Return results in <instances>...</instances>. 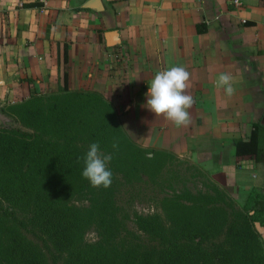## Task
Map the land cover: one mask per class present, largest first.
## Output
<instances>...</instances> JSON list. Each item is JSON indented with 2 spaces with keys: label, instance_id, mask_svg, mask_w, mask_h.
<instances>
[{
  "label": "crops",
  "instance_id": "1",
  "mask_svg": "<svg viewBox=\"0 0 264 264\" xmlns=\"http://www.w3.org/2000/svg\"><path fill=\"white\" fill-rule=\"evenodd\" d=\"M90 3L0 0V103L57 94L66 75L70 91L109 99L139 147L187 156L234 189L264 190V0ZM174 66L190 73L194 99L181 127L147 107L155 74ZM221 73L232 76L231 97L216 86ZM256 125L259 157L237 156L235 142Z\"/></svg>",
  "mask_w": 264,
  "mask_h": 264
},
{
  "label": "trees",
  "instance_id": "2",
  "mask_svg": "<svg viewBox=\"0 0 264 264\" xmlns=\"http://www.w3.org/2000/svg\"><path fill=\"white\" fill-rule=\"evenodd\" d=\"M114 110L96 92L70 91L66 75L57 95L6 107L23 130L0 128V264H264L253 215L226 204L217 186L173 189L151 213L118 207L122 187L178 185L177 171H163L179 161L133 143ZM258 129L235 142L237 156L259 157ZM92 143L112 155L108 188L82 177Z\"/></svg>",
  "mask_w": 264,
  "mask_h": 264
},
{
  "label": "rangeland",
  "instance_id": "3",
  "mask_svg": "<svg viewBox=\"0 0 264 264\" xmlns=\"http://www.w3.org/2000/svg\"><path fill=\"white\" fill-rule=\"evenodd\" d=\"M57 94H42V96L49 97ZM106 100L114 108L113 103L109 99ZM18 102L19 101H16L15 103ZM10 104L12 103H0V128H19L23 130L16 119L8 115L6 107ZM114 113L115 117L119 121V115L116 109L114 110ZM173 155L178 159V165L171 168L166 167L163 173L166 174L167 169L171 171H177L178 175L175 179V182L177 184L179 183L178 185L169 183V185L171 186L169 188L166 187L167 185L159 187L157 185H152L151 183L141 182L138 183V185L135 187H122L118 192L116 198L118 207L125 209L129 213H132V211L135 210L143 214L151 213L155 211L156 207L159 205V201L162 196H164V194L168 192H172L173 189H175L176 192L188 190V192H190L191 194H197L198 192L208 194L212 193V186H217L221 194H223L226 200V204L231 205L237 211L246 210L249 211L250 215H253L254 226L256 228V231L259 233L260 239L264 245V220L262 219V217H264V190L246 192L240 189H234L230 185L222 184L213 179L207 170L197 165L187 156H178L175 154ZM168 177L173 178L174 176L169 173L166 178ZM260 217L261 220H259ZM131 226L132 224L128 225L129 228H131ZM95 237L96 232L90 230V232L87 234V239L93 240Z\"/></svg>",
  "mask_w": 264,
  "mask_h": 264
},
{
  "label": "clouds",
  "instance_id": "4",
  "mask_svg": "<svg viewBox=\"0 0 264 264\" xmlns=\"http://www.w3.org/2000/svg\"><path fill=\"white\" fill-rule=\"evenodd\" d=\"M190 73L183 66H174L167 70L159 71L152 79L146 93L147 107L156 115L163 116L176 127L187 126L190 123L189 109L194 104V99L187 94ZM216 86L223 88L225 94L231 97L235 89L232 87V76L221 73ZM113 149L119 147L118 142H113ZM112 160L111 154H103L98 143H92L83 157L84 169L82 177L90 182L94 188L103 186L108 188L112 183V173L107 168Z\"/></svg>",
  "mask_w": 264,
  "mask_h": 264
},
{
  "label": "built area",
  "instance_id": "5",
  "mask_svg": "<svg viewBox=\"0 0 264 264\" xmlns=\"http://www.w3.org/2000/svg\"><path fill=\"white\" fill-rule=\"evenodd\" d=\"M39 4H40V8L45 7V5L47 4L48 0H38ZM235 2H237V0H235Z\"/></svg>",
  "mask_w": 264,
  "mask_h": 264
},
{
  "label": "water",
  "instance_id": "6",
  "mask_svg": "<svg viewBox=\"0 0 264 264\" xmlns=\"http://www.w3.org/2000/svg\"><path fill=\"white\" fill-rule=\"evenodd\" d=\"M96 1H97V0H91V3H90V5L94 6V5H95V3H96ZM110 36L112 37V36H114V35H112V34H111Z\"/></svg>",
  "mask_w": 264,
  "mask_h": 264
}]
</instances>
